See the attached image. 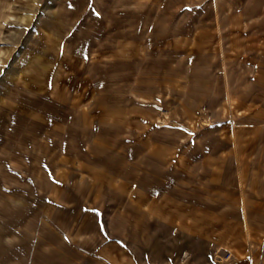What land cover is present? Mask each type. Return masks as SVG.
I'll list each match as a JSON object with an SVG mask.
<instances>
[{
	"label": "rangeland",
	"instance_id": "obj_1",
	"mask_svg": "<svg viewBox=\"0 0 264 264\" xmlns=\"http://www.w3.org/2000/svg\"><path fill=\"white\" fill-rule=\"evenodd\" d=\"M242 1L0 0V264L247 257L157 222L148 194L119 186L124 168L128 189L154 183L137 169L154 166V120L214 118L229 63L200 28H227Z\"/></svg>",
	"mask_w": 264,
	"mask_h": 264
},
{
	"label": "crops",
	"instance_id": "obj_2",
	"mask_svg": "<svg viewBox=\"0 0 264 264\" xmlns=\"http://www.w3.org/2000/svg\"><path fill=\"white\" fill-rule=\"evenodd\" d=\"M229 15L227 28H200L213 33L216 63L230 66L214 71V118H201L198 131L192 120L170 117L163 128L154 120V166L137 167L154 183L128 189L124 168L119 186L125 197L148 194L142 204L154 206L157 222L247 256L236 264H264V0L242 1Z\"/></svg>",
	"mask_w": 264,
	"mask_h": 264
},
{
	"label": "bare ground",
	"instance_id": "obj_3",
	"mask_svg": "<svg viewBox=\"0 0 264 264\" xmlns=\"http://www.w3.org/2000/svg\"><path fill=\"white\" fill-rule=\"evenodd\" d=\"M6 9H7V8H6ZM1 17H2V16H1ZM7 17H8V14L3 16V20H2V22H1V24L4 23V22H6V21H8Z\"/></svg>",
	"mask_w": 264,
	"mask_h": 264
}]
</instances>
